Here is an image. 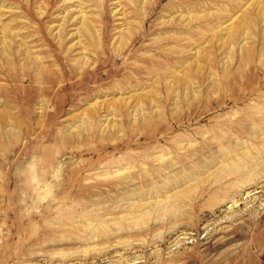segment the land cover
<instances>
[{
	"label": "rangeland",
	"instance_id": "obj_1",
	"mask_svg": "<svg viewBox=\"0 0 264 264\" xmlns=\"http://www.w3.org/2000/svg\"><path fill=\"white\" fill-rule=\"evenodd\" d=\"M0 264H264V0H0Z\"/></svg>",
	"mask_w": 264,
	"mask_h": 264
},
{
	"label": "bare ground",
	"instance_id": "obj_2",
	"mask_svg": "<svg viewBox=\"0 0 264 264\" xmlns=\"http://www.w3.org/2000/svg\"><path fill=\"white\" fill-rule=\"evenodd\" d=\"M37 79V78H36Z\"/></svg>",
	"mask_w": 264,
	"mask_h": 264
}]
</instances>
